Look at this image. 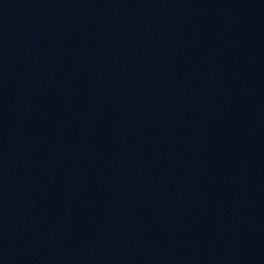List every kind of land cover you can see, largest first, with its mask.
<instances>
[{
	"label": "water",
	"instance_id": "95a60500",
	"mask_svg": "<svg viewBox=\"0 0 264 264\" xmlns=\"http://www.w3.org/2000/svg\"><path fill=\"white\" fill-rule=\"evenodd\" d=\"M0 264H264V0H0Z\"/></svg>",
	"mask_w": 264,
	"mask_h": 264
}]
</instances>
